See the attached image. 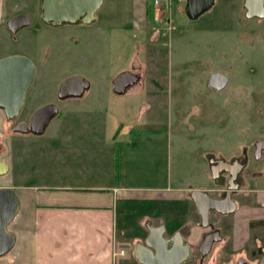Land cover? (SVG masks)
Returning a JSON list of instances; mask_svg holds the SVG:
<instances>
[{
	"label": "rangeland",
	"instance_id": "1",
	"mask_svg": "<svg viewBox=\"0 0 264 264\" xmlns=\"http://www.w3.org/2000/svg\"><path fill=\"white\" fill-rule=\"evenodd\" d=\"M159 1L170 8L169 21L148 16L144 30L132 22L133 0H103L90 26L36 29L33 23L15 34L0 26V58L23 55L37 67L11 131L19 122L28 123L40 107L55 102L67 77L78 75L89 82L82 97L57 102L59 113L43 134L14 136V175L44 187L101 176L107 161L103 150L107 138L111 140L119 129L115 127L142 129L154 124L166 134L160 145H154L157 178L151 169L138 176L133 173L132 181L142 189L131 190L128 194L134 200L126 205L131 212L128 220L139 223L160 206L139 200V192L168 181L171 188L208 187L213 182L209 154L226 159L263 137L264 21L245 18L242 0H218L196 22L176 11V5L169 6L168 0ZM37 3L16 0L11 7L4 1V6L11 8L10 15L31 12ZM161 10L157 9L158 16H163ZM136 60L147 68L144 90L116 95L113 79L131 70ZM213 73L227 76V86L211 88L208 80ZM151 91H157L156 98ZM143 103L149 104L146 111ZM161 166L163 179L158 177ZM254 170L260 177L246 178V187L235 196L239 204L235 217L210 213L209 223L219 230L221 240L205 257L193 253L190 264H238L241 258L243 264L264 263V222L254 215L264 210V160ZM242 206L252 208L253 215L248 208L239 210ZM133 249L132 243L126 247L128 256Z\"/></svg>",
	"mask_w": 264,
	"mask_h": 264
},
{
	"label": "crops",
	"instance_id": "2",
	"mask_svg": "<svg viewBox=\"0 0 264 264\" xmlns=\"http://www.w3.org/2000/svg\"><path fill=\"white\" fill-rule=\"evenodd\" d=\"M133 7L132 22L143 30L148 27L149 10L153 11L150 16L156 20L163 17L168 21L171 15L170 8L161 6L163 16H158V8H154L153 3L146 4L145 0H133ZM129 71L138 76V81L127 92L141 93L147 82L146 66L136 60ZM150 80L158 86L157 79ZM156 93L151 91V97L156 98ZM148 106L143 103L141 109L146 111ZM153 125H146V129L115 127L119 129L113 131L111 140L107 138L103 150L107 161L104 159L105 172L101 176L96 174L73 183L45 188L28 184L23 176L14 175L13 140L14 136L20 138L18 136L23 134L10 130L11 124L0 110V163L5 165L0 173V188L13 189L19 204L18 213L8 226L14 236V245L0 257V264H138L133 255L128 256L126 247L131 243L133 246L142 243L148 236L147 225L163 226L165 237L180 232L190 245L204 237L207 228L201 226L189 197L193 188H171L169 181L160 188L138 193L142 195L139 200L160 205L154 213L144 214L139 223L128 220L131 212L126 205L134 200L128 193L142 189L134 184L132 174L138 176L143 169H151L157 178L154 145H160L166 134ZM158 177L165 178L162 166ZM209 189L210 186L199 190L209 192ZM238 194L235 193L234 201ZM236 204V214H230L234 217L239 205ZM247 208L253 215L250 207L242 206L239 210ZM254 215L259 223L264 222V210L256 211ZM120 249L124 254L116 256L114 253Z\"/></svg>",
	"mask_w": 264,
	"mask_h": 264
},
{
	"label": "water",
	"instance_id": "3",
	"mask_svg": "<svg viewBox=\"0 0 264 264\" xmlns=\"http://www.w3.org/2000/svg\"><path fill=\"white\" fill-rule=\"evenodd\" d=\"M245 0L247 18L254 16L264 18V8L261 3L256 9L251 10L250 3ZM103 0H41L40 18L43 23L51 27L63 25L92 24L94 14L101 7ZM30 19L27 15H19L7 22L8 30L15 34L19 29L29 26ZM36 77L34 62L23 55H9L0 58V110L6 121L15 120L24 106L27 92ZM138 81V77L130 71L118 74L112 81V91L116 95H124L127 90ZM227 82V77L211 74L208 84L211 88L220 90ZM89 89V82L78 75L69 76L62 81L58 88L57 98L65 100L80 98ZM59 109L55 104H47L32 113L28 124L20 123L13 128L14 133L41 135L45 132L50 121L56 117ZM5 165L0 163V173ZM215 177L216 172L210 170ZM230 187L224 197H212L208 191L192 190L189 197L193 202L200 224L209 228V215L211 212L220 215H230L236 211L237 204L232 199ZM19 204L15 192L11 188H0V257L7 254L14 245V236L8 230L9 224L15 218ZM148 236L143 243H137L133 249V258L138 264H184L192 257L191 245L187 243L180 232L170 237H165L163 226L151 227L147 225ZM221 236L218 231L205 234L199 248V253L205 257L210 252L212 245L218 243ZM239 264H243L241 259Z\"/></svg>",
	"mask_w": 264,
	"mask_h": 264
},
{
	"label": "flooded vegetation",
	"instance_id": "4",
	"mask_svg": "<svg viewBox=\"0 0 264 264\" xmlns=\"http://www.w3.org/2000/svg\"><path fill=\"white\" fill-rule=\"evenodd\" d=\"M5 3L9 2L11 7L16 5V0H0V26L4 27L5 29H8L7 22L19 15H27L30 19V25L34 23L36 29H42L43 27H50L49 25H46L42 22L40 18L41 13V0H38L37 6H33V9L30 11H23L19 13H14L8 15V8H5ZM218 0H184L183 6L180 7L176 5L175 10L181 12L182 14L186 15L187 18L190 21L196 22L199 19L205 18V15L211 11V9L217 4ZM245 0H242V14L245 18L247 10L244 8ZM259 3H261L262 7L264 8V0H253L252 3H250L251 10L256 9L257 6H259ZM98 11V10H97ZM96 11V12H97ZM174 11V10H173ZM96 12L94 14L95 20L92 24L96 21ZM256 20L259 22H263L264 18L259 17H252L247 18ZM85 24H76V25H63L64 26H90ZM28 27V26H27ZM55 28V27H52ZM60 28V27H57ZM36 75H37V67H36ZM223 75V74H222ZM225 76V75H224ZM138 77V76H137ZM227 77V76H226ZM36 78V77H35ZM228 84V78L226 85ZM224 86V87H225ZM223 87V88H224ZM222 88V89H223ZM26 98V97H25ZM55 102H51L49 104H55L58 108V101H61L57 98V93L55 97ZM25 103V101H24ZM24 107V106H23ZM16 120V119H15ZM9 123H12L13 121H8ZM29 122V121H28ZM22 122L17 123L16 125L20 124ZM28 124V123H25ZM263 137L259 138L257 140H254L250 146H242L240 149L239 154H232L228 158H223L222 156H217L215 154H209L207 156V163L209 169L216 172L215 177L212 176L213 182L210 184L209 194L210 196L214 197H224L225 192L230 187H236L237 190L232 191V199L236 192H240L243 190V188L246 187V178L250 179H257L260 177V172L255 171L254 167L258 162H261L264 160V131H262ZM246 183V184H245ZM250 186L247 187L246 190H248ZM214 213V212H211ZM216 214V213H215ZM220 215V214H216ZM207 233L216 232L219 230L216 229L213 226H210L207 228ZM220 233V232H219ZM145 240V239H144ZM142 241V243L144 242ZM203 241V237L199 239V241L195 245H191L192 254L193 253H199V248L201 246V243ZM242 259V258H241ZM239 259L237 263L241 260ZM239 264V263H238Z\"/></svg>",
	"mask_w": 264,
	"mask_h": 264
},
{
	"label": "built area",
	"instance_id": "5",
	"mask_svg": "<svg viewBox=\"0 0 264 264\" xmlns=\"http://www.w3.org/2000/svg\"><path fill=\"white\" fill-rule=\"evenodd\" d=\"M184 0H168V4L171 5L173 3H176V4H180L182 3ZM154 5L156 6V8H161V2L159 0H154L153 1ZM163 12V9L161 10ZM115 255H123L124 254V250L120 249L118 251H116V253H114Z\"/></svg>",
	"mask_w": 264,
	"mask_h": 264
},
{
	"label": "trees",
	"instance_id": "6",
	"mask_svg": "<svg viewBox=\"0 0 264 264\" xmlns=\"http://www.w3.org/2000/svg\"><path fill=\"white\" fill-rule=\"evenodd\" d=\"M152 12H153L152 10H149V16L152 15Z\"/></svg>",
	"mask_w": 264,
	"mask_h": 264
}]
</instances>
